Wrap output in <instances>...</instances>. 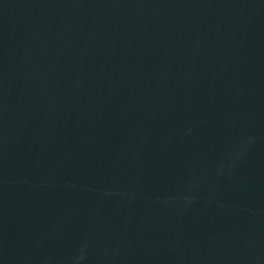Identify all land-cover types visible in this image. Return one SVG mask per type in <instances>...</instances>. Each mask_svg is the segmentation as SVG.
<instances>
[{
  "label": "water",
  "instance_id": "95a60500",
  "mask_svg": "<svg viewBox=\"0 0 264 264\" xmlns=\"http://www.w3.org/2000/svg\"><path fill=\"white\" fill-rule=\"evenodd\" d=\"M0 264H264V0H0Z\"/></svg>",
  "mask_w": 264,
  "mask_h": 264
}]
</instances>
